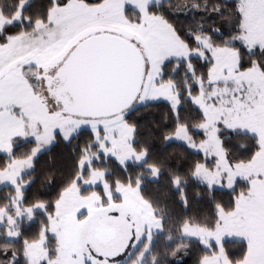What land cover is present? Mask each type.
<instances>
[{
	"label": "rangeland",
	"instance_id": "obj_1",
	"mask_svg": "<svg viewBox=\"0 0 264 264\" xmlns=\"http://www.w3.org/2000/svg\"><path fill=\"white\" fill-rule=\"evenodd\" d=\"M166 1L168 0H126L122 14L113 13L126 30L112 33L111 37L129 42V37H132L133 33L138 31L136 25L141 19L142 9H147L150 12L152 6H161ZM238 1L245 10L246 20L243 22L239 20L237 11L235 14L212 16L209 9L194 10L193 8L194 12L190 13L191 9H187L182 4H179V8H176L175 11V7L172 9L173 13L171 17L173 21L168 22L175 28L176 32L186 36L185 38L183 37L184 40L189 41L191 49L189 59L200 58L199 52L205 51L202 41L206 38L211 37L213 34L217 36L229 34L235 30L238 23H243L250 38L257 41L264 39V0ZM78 11V7L73 10V12ZM18 15L19 13L9 19L3 15V7L0 6V32L8 25L20 23L21 20L19 22L16 21ZM53 17L56 19L58 25H68L70 23L68 14H58L53 10ZM215 28L221 29V32H214L213 29ZM160 32V25L153 22L152 39H141L139 44L136 43L135 38L131 39V45H135V48L144 60L145 70L141 92L136 102L129 111L117 116L90 119L73 117L66 113L61 115L54 100L49 97L42 83L39 80L30 79L38 71L34 66H26L24 68V76L25 78H29L27 80L33 85V91L46 108L36 105L34 109L30 108L25 113L22 122L8 118L0 125V143L4 145L5 149L9 143L12 146L10 153L7 150L0 151V156H10L17 141L23 143L34 142L36 148L37 142L33 135V133H36L41 138V150L33 159V163L38 156L48 151L56 143L57 140L53 141L50 145L46 143L51 135L61 137V129L65 135H70L72 139L82 131L91 132L90 125L97 126L98 123H102L104 129L108 130L109 140L112 141L110 144L112 151L105 155L98 148V154H87L82 159L81 172L83 173L86 169H90L92 163L100 160L101 156L116 161L121 167L129 164H142L146 156L134 150V132L129 133L128 129L123 127L126 116L135 108L148 103L160 101L168 103L162 96L159 100L151 99L152 96L158 95L160 92L169 94L167 89H160L158 91L152 87V82L149 79L150 75H154L152 64L157 60L158 56L167 52L186 54L189 50L182 47L180 42L171 36L164 37L161 43ZM195 36H199L201 42H195L193 40ZM48 38L45 36L43 40H47ZM41 43L39 33H34L33 31L23 33L13 37L12 47L8 51L9 54H15ZM209 43L213 45L211 40ZM242 43L244 44L243 41ZM258 50L259 43L255 45L251 53ZM261 59H264V54L262 53L257 60ZM170 61H177L176 56L173 55L167 62ZM179 61H184L183 56H181ZM238 62V54L234 50L218 51L217 67L212 73H209L208 78L214 82L210 84L212 85V90L198 97L199 103L208 116V136L204 144L205 151L212 155L210 160L215 158V163L211 168L202 165L198 169L195 178L206 185V180H216L223 177L227 182L231 183L235 179V186L230 191L235 189L238 181H244L249 184L252 191L251 194L249 192L247 196H244V199L237 201L234 213H224L223 223L226 225L225 227L217 226L215 231H208L204 228L188 224L184 229L182 232L183 239L198 241L204 247L207 244L210 247L205 248L213 251L212 255L204 260L203 264H216L218 257L221 259L227 257L231 260L232 264H239L244 252L247 251V243L244 235H236V233H258L261 223L264 221V184L260 183L264 181V174H261L264 173V157H258L252 163H243L242 167L238 170H229V164L237 163L230 162L228 158L227 160L224 159L225 156L227 157V154L219 138V125H223L230 131L246 133L254 137H256L255 134L250 133L249 128L264 129V77H261L258 73H237L235 69ZM165 64L161 67L163 68ZM156 83L159 84L160 81L158 80ZM175 92L177 90L174 84L171 94ZM141 96L146 98V103L140 102ZM5 103L6 107L15 113L16 116L21 114L20 108L15 106L16 96L14 92L9 91ZM45 111L51 112L54 115L51 117L42 115ZM121 116H123V120H121ZM217 120L225 121L232 127H226L224 123L217 124ZM85 121L88 123H84ZM77 124H80L79 128L76 127ZM21 126L24 128L27 136H12V131ZM104 129H101V131L103 132ZM201 130L204 131L203 129ZM176 134L183 137V139L177 140L173 138L168 142L187 145L184 142L186 139L189 143H195L188 131H185L182 127H179ZM195 144L199 145L201 142ZM191 150L200 153L193 149ZM138 156H141L139 160L137 159ZM25 161H13L5 170L0 171V189L11 187L16 192L12 205L7 209H0V220L3 221L0 223V235L3 233L9 241L18 239L20 228L24 221L29 226L34 221V214L36 212H43L40 208L34 207L32 208V218L29 219L27 209L21 208L23 200L21 199L23 197L22 192L27 187L21 181L23 176L33 168L28 167ZM245 176L248 178L245 179ZM13 180H15V185L12 183ZM250 181L256 182L255 187H253ZM18 186L20 191H17ZM99 187L103 188V197L95 191L89 194L82 193L84 190H94ZM132 188L135 189L136 186H132ZM214 188L229 191L227 188H216L215 186ZM149 213L150 209L141 201L139 193L130 190L122 184H117L116 188L112 191V188L106 182L105 172L90 170L88 178L80 176L76 183L64 192L56 206V213L50 221V227L44 233L41 241L27 245L26 258L29 264H91L90 257H96V264H100L102 260H105L106 264H126L130 255L136 252L140 246L144 245V241H141V244L135 249L129 244L123 255H116V253L122 249L123 244L128 243L129 229H132L133 242L138 234L137 230L141 225H144L146 231L147 226L145 225V221L150 218ZM116 217H119V219ZM17 232L19 233L17 236L9 235V233ZM160 232L159 229H152L151 243L155 235ZM48 237L56 240L55 245L51 249L48 247ZM227 242L241 244L226 247L225 243ZM51 252L54 253V256H52ZM97 252H101L102 255L97 256ZM147 252L144 251L143 246L140 256L144 257ZM111 256H115V259H106Z\"/></svg>",
	"mask_w": 264,
	"mask_h": 264
},
{
	"label": "trees",
	"instance_id": "obj_2",
	"mask_svg": "<svg viewBox=\"0 0 264 264\" xmlns=\"http://www.w3.org/2000/svg\"><path fill=\"white\" fill-rule=\"evenodd\" d=\"M45 0H31L24 8L25 17L32 16L36 19V6L43 4ZM238 0H168L161 6H152L150 13L157 17H164L172 22V9L174 11L182 4L193 13L195 9H209L212 16L221 14L237 13ZM3 7V15L11 19L17 11V0H0ZM219 6L221 14H217ZM194 8V10H193ZM186 9V11H187ZM32 32V25L21 19L20 23L6 26L0 32V39L12 35L19 36L23 33ZM242 33L236 27L234 31L224 35H212L211 41L216 48H227L238 54L239 63L247 64L255 61L261 56L258 50L249 53L239 36ZM184 38L185 35H182ZM196 68V76L186 70L185 61H170L162 68V79L165 82H174L176 90L183 93L186 82L192 84L195 78L201 75L206 80L209 78L207 62L200 58L190 59ZM181 64L176 68L177 63ZM205 93L212 90V85L204 84ZM179 125L187 131L195 143L205 141V133L201 125L205 123L200 111L195 108L191 101L181 96ZM129 126H134V150L143 154L147 152L142 164H129L121 167L116 161L101 159L94 161L91 168L83 173L80 170L78 161L87 154H98V147L92 148L89 145L95 141L90 131H82L74 136L70 142H64L58 137L56 143L46 152L42 153L33 162L34 167L27 172L21 183L26 185L23 190L22 209L34 208L38 203L47 205L48 213L54 217L56 206L61 200L65 191L76 183L80 176L88 178L90 170L106 173V182L113 189L117 184L136 186L137 180L141 181L139 194L145 201H149L157 217H163L164 231L155 235L150 250L141 257L140 246L133 252L126 264H203L204 260L210 257L213 251L206 249L200 242L182 238V226L194 225L208 231H215L218 223L217 205L223 206V213L232 214L236 210L237 201L233 197L247 196L250 186L244 181H238L232 191L218 190L209 192L206 184L198 181L193 173L205 165L211 168L215 163L213 160H206L201 153L192 151L187 145L176 142H165V136H172L178 131L177 121L171 113V107L166 102L148 103L130 111L126 116ZM219 138L227 158L232 163H249L253 161V153L256 152V137L233 132L219 125ZM36 144L34 142H19L14 145L10 156H0V171L5 170L13 161H24L31 156ZM150 165L160 170L159 178L153 176ZM180 179V187L185 191L188 199V207L183 206L180 200V191L173 187V179ZM97 192L103 197V188L87 189L83 194ZM16 192L11 187L0 189V209H7L12 205ZM50 227L48 215L43 212L34 214V221L28 226L26 222L20 228V235L17 240L9 241L2 233L0 235V264H29L26 258V247L41 241L44 233ZM48 235V234H47ZM49 238L50 249L55 245L56 240ZM27 241V244L25 243ZM241 243H225V246H235ZM52 256L54 253L51 252Z\"/></svg>",
	"mask_w": 264,
	"mask_h": 264
},
{
	"label": "snow or ice",
	"instance_id": "obj_3",
	"mask_svg": "<svg viewBox=\"0 0 264 264\" xmlns=\"http://www.w3.org/2000/svg\"><path fill=\"white\" fill-rule=\"evenodd\" d=\"M28 3L29 0H17V11L19 15L16 17V21L19 22L23 19L25 23L31 24L32 31L40 34L42 43L21 52L9 54L8 50L12 47L13 36L9 35L4 39H0V125H2L8 118L22 122L25 113L30 108L34 109L36 105H41V107L46 108L33 91V85L31 82L24 76V68L26 66H34L39 73L42 85L51 91L55 87L53 81L65 78L69 81V83H71L73 75L83 66L90 65L97 74L103 73L107 66L108 55L111 52H119L122 55L132 57L134 55L135 45H131V39L135 38L137 44L141 42V39H152L153 22H156L161 28V43L163 42L164 37L171 36L175 38V40L179 41L182 47L189 50L186 54L180 52H167L158 56L157 60L153 62L152 71L154 75H150L149 77L152 82V87L158 91L160 89H167L169 94L160 92L158 95L152 96L151 99L159 100L162 96L163 99L168 102L171 107V113L177 121L178 129L180 127L179 119L181 115V96L183 95L187 98V100L191 101L192 105L200 111L202 118L206 121L205 124L201 125V129L205 131V141H202L199 145L189 143L186 139L184 142L190 149L198 151L204 155L206 160H210L212 158L211 154L206 153L204 147L208 136V116L199 103L198 97L205 94V83L213 84L214 82L210 79L206 80L205 77L201 75L199 79L195 80L192 84H187L186 82V87L183 93L177 91L174 94H171L174 82H165L162 79L161 66L170 60L173 55H175L177 61H179L181 56H183L186 70H190L194 77L196 76V68L192 65L191 60L189 59L191 55L189 41L184 40L182 34L176 32L175 28L167 21L166 18L157 17L150 13L147 9H142L141 19L136 25L138 31L133 33L132 37H129L128 43H125L122 40L112 39L110 37L112 33L126 30L121 22L113 15L114 12L118 15L122 14L126 0H45L43 4H38L36 6L35 21H33L32 16L25 17L24 8L28 5ZM77 7L79 8V11L73 12V10ZM53 10H55L58 14H68L70 23L68 25H58L56 19L53 17ZM216 11L217 14H221L219 6H217ZM237 12L239 14V20L241 22L245 21V10L240 4L237 5ZM236 27L242 33L239 36V39L244 42V48L249 53L253 52L255 45L259 43V51L264 54V39L257 41L250 38L248 36L247 29L243 26V23H238ZM213 31L220 33L221 29L215 28ZM45 36L49 38L47 40H43V37ZM193 40L197 43L201 42V38L199 36L193 37ZM210 40L211 37H208L202 41L205 51L199 52V55L202 61L207 62L208 72L212 73L217 67V52L226 51L227 49L215 48V46L209 43ZM65 65H67V67H65ZM180 67L181 64L178 62L176 64V68ZM62 68L64 69L63 72H61ZM235 71L240 74L258 73L261 77H264V59L250 61L247 64L238 62ZM158 80L160 81L159 84L156 83ZM9 91L15 93V106L21 110V114L19 116H16L15 113L11 112V110L6 107L5 101ZM136 95H139V93H136ZM135 99L136 96H132L131 100L123 105L121 112L130 107L131 103ZM140 102L146 103L147 100L144 96H141ZM42 115L51 117L54 114L45 111ZM61 115H63V112H61ZM123 119V116H121V120ZM84 123L88 122L85 121ZM216 123H224L226 127H232L222 120H217ZM57 127H59V125H57ZM76 127L79 128L80 124H77ZM123 127L127 128L129 133L135 131V127L129 126L126 121H124ZM183 127L185 131H187V125H184ZM90 128L91 136L93 137L95 143L89 145V147H98L103 154H109L112 151L110 147L112 141L108 138V130L104 129V125L102 123H98L97 126L90 125ZM101 129H104V131L102 132ZM249 132L255 134L256 136L257 150L253 153L254 161L258 157H264V129L257 130L255 128H249ZM11 135L26 137L27 133L21 126L14 129ZM33 135L37 142V147L33 150L31 156H29L25 161L28 167H34L32 161L41 150L40 136L36 133H33ZM60 135L64 142L67 143L71 141V136L65 135L62 129ZM173 138L177 140L183 139V137L173 133L172 136H165L164 140L165 142H168ZM57 139V136L51 135L46 143L50 145ZM11 148V143L7 145L6 149L4 145L0 143V151L7 150L10 153ZM133 154L135 155V153ZM143 155L146 156L147 152L145 151ZM140 158L141 156L137 157L138 160ZM224 159L227 160V157L225 156ZM249 163H252V161H249ZM78 165L82 167L83 161H78ZM242 165L243 162L229 164V170H238L242 167ZM150 167L152 168L153 176L158 179L160 170L153 165H150ZM193 174L196 175L197 173L194 171ZM237 174H239V172H237ZM244 178L247 179L248 177L245 176ZM12 183L15 185V180H13ZM141 183V181L137 180L135 189L132 188L131 184L127 185V187L130 190L139 193ZM172 183L173 187L179 189L180 200L182 201L183 206L187 208L189 202L184 189L180 187V179L178 177L174 178ZM205 183H207L210 193L214 191V186L216 188H227L230 191L235 186V179L229 183L221 177L216 180H206ZM250 183H252L253 187H255V181H250ZM260 183L264 184V181H261ZM17 191H20L19 186L17 187ZM251 191L252 189H250V194ZM21 199H23V197H21ZM140 199L150 209V218L145 221V225L147 226L146 231L144 225H141L137 230L138 234L133 242L132 229H129L128 243L123 244L122 249L117 251L116 255H123L124 251H126L129 247V244L133 249H135L141 244V241H144V251H149L152 239V229L156 228L160 231H164L163 217H157L155 215V210L152 209L151 203L149 201H145L143 196H140ZM242 199H244L243 194H241L240 197H233L234 201ZM35 207L44 211L51 221L52 215L48 213L46 204L38 203ZM217 209L219 213L217 218L218 226L225 227L226 225L223 223V206L217 205ZM27 211L29 213V219H31L32 208H28ZM116 218L119 219V217ZM2 222L3 221L0 220V223ZM186 227V224L182 226V231H184ZM9 235L17 236L19 233H9ZM236 235H244L247 243V251L244 252L243 258L240 260L239 264H264V221H262L258 233L246 234L244 232H237ZM25 243L27 244V241H25ZM205 247L210 246L205 244ZM101 255V252H97V256ZM106 259L114 260L115 256L107 257ZM90 260L91 264H96V257H90ZM100 264H106V261L102 260L100 261ZM216 264H232V262L227 257H224L223 259L218 257L216 259Z\"/></svg>",
	"mask_w": 264,
	"mask_h": 264
},
{
	"label": "water",
	"instance_id": "obj_4",
	"mask_svg": "<svg viewBox=\"0 0 264 264\" xmlns=\"http://www.w3.org/2000/svg\"><path fill=\"white\" fill-rule=\"evenodd\" d=\"M110 38L128 43L120 38ZM144 70V60L136 48L132 57L111 52L103 73L97 74L90 65L83 66L73 75L71 83L65 78L56 80L60 89L54 91V95L64 113L70 116L90 119L117 116L129 111L136 102ZM134 95L136 99L131 106L121 112L123 105Z\"/></svg>",
	"mask_w": 264,
	"mask_h": 264
},
{
	"label": "flooded vegetation",
	"instance_id": "obj_5",
	"mask_svg": "<svg viewBox=\"0 0 264 264\" xmlns=\"http://www.w3.org/2000/svg\"><path fill=\"white\" fill-rule=\"evenodd\" d=\"M26 79H29V78L26 77ZM30 79H32V80L35 79V80H37V81L39 80V81L42 83V81H41L40 78H39V73L33 74V75L31 76ZM53 83H54V85H55V87L53 88V90L49 91L48 89H46V88L44 87V88H45V91L47 92V94L49 95V97H51V98L54 100L55 105H56L58 111H59L60 113H61V112L64 113V111L62 110L60 104L57 103V100H56L55 95H54V91L60 89V84H59L58 81H53Z\"/></svg>",
	"mask_w": 264,
	"mask_h": 264
}]
</instances>
